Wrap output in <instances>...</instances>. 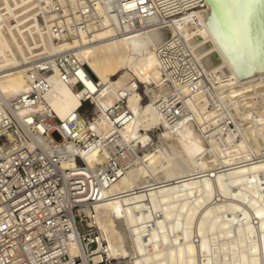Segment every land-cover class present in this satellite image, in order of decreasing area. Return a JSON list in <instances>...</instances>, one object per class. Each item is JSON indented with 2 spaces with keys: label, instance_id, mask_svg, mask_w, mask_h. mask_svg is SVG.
<instances>
[{
  "label": "bare ground",
  "instance_id": "obj_1",
  "mask_svg": "<svg viewBox=\"0 0 264 264\" xmlns=\"http://www.w3.org/2000/svg\"><path fill=\"white\" fill-rule=\"evenodd\" d=\"M89 1L105 26L68 38L53 27L63 28L59 15L85 1L73 0L68 8L67 0H58L59 12L50 0H0V100L14 106L17 120L33 122L23 128L33 142L44 131L34 117L47 114L63 122L79 112L80 135L91 130L121 149L120 179L83 211L114 264H264V72L238 79L205 25V0ZM114 25L121 33L136 30L117 36ZM163 28L171 33L164 48ZM178 44L205 73L228 72L237 81L218 90L220 105L208 107L192 86L164 72L158 49ZM66 50L83 64L82 97L60 81L54 57ZM45 67L50 77L43 92L36 81ZM138 90L145 103L130 100ZM26 93L35 100L19 104ZM174 95L191 118L170 126L157 103ZM81 98L89 100L92 118L80 112ZM121 102L130 122L116 128L107 113ZM224 110L232 130L224 126ZM55 127L49 134L60 136L59 153L72 154L75 145ZM80 155L94 168L107 153L95 146ZM60 168L78 170V164L73 158Z\"/></svg>",
  "mask_w": 264,
  "mask_h": 264
},
{
  "label": "built area",
  "instance_id": "obj_2",
  "mask_svg": "<svg viewBox=\"0 0 264 264\" xmlns=\"http://www.w3.org/2000/svg\"><path fill=\"white\" fill-rule=\"evenodd\" d=\"M50 1L55 5V11L60 12L58 0ZM72 1L67 0L68 8ZM83 1L74 11L69 10L66 16L59 15L64 20V27L56 25L54 32L66 33L69 38L80 32L89 33L88 27L105 26L92 1ZM116 13L122 21L121 14ZM123 15L126 16V13ZM114 27L117 36L136 30V27H130L121 33L119 28ZM137 28L140 27L137 25ZM163 30L167 40L162 48L169 47L171 39V33ZM162 48L158 49L157 56L165 65L164 72L177 83L192 86V93L205 98L210 108L221 104L218 90L237 85L228 72L205 73L196 61L190 60L191 56L187 50L183 51L181 45L166 50ZM54 61L60 81L72 85L82 97L87 88L80 75L83 64L71 50L57 53ZM39 75L40 80L36 83L45 92L49 88L47 79L50 72L45 67L39 70ZM179 97L174 95L165 102L157 103L158 111L170 126L182 117L189 115L191 118L190 111ZM34 98L35 94L26 93L17 102L25 104L26 100L33 102ZM84 107H91V104L81 98L80 109ZM224 112L226 130L234 129L227 111ZM107 116L116 128L130 122V114L123 102L109 110ZM79 120V112L72 113L63 122L47 114L34 117L36 123L43 125L44 131L33 142L23 130L32 126L33 122L17 120L14 106L0 100V264H111L106 257V244L101 242L95 228L88 225L90 219L83 211L102 201L103 192L120 179L121 149L112 144V139H100L91 130L80 135L77 127ZM53 124L61 132L62 139L75 145L72 154L59 153V142L49 134ZM95 146L104 149L107 156L102 165L89 168L81 161L80 154ZM73 158L78 170L60 168L62 161Z\"/></svg>",
  "mask_w": 264,
  "mask_h": 264
},
{
  "label": "water",
  "instance_id": "obj_3",
  "mask_svg": "<svg viewBox=\"0 0 264 264\" xmlns=\"http://www.w3.org/2000/svg\"><path fill=\"white\" fill-rule=\"evenodd\" d=\"M205 25L239 80L264 72V0H205Z\"/></svg>",
  "mask_w": 264,
  "mask_h": 264
},
{
  "label": "rangeland",
  "instance_id": "obj_4",
  "mask_svg": "<svg viewBox=\"0 0 264 264\" xmlns=\"http://www.w3.org/2000/svg\"><path fill=\"white\" fill-rule=\"evenodd\" d=\"M130 100L141 101V102H143V103H145V102L147 101V99H146V97L144 96L142 90H138L137 93H136L134 96H132V97L130 98ZM86 105H88V102L86 103ZM90 109H92V106H91V107H84L83 110L80 111V112H81L82 114L86 115L87 118H92V116H91V114H90ZM157 133H158V131L156 130L155 133H154L155 135L153 136V139H154V140H156V138H157V135H156ZM52 138H53V140L56 141V142H58V141L60 140V136H59L57 133H53V134H52ZM102 215H103V214L101 213V211L98 210V212H97V220H98V222H97V223H98L100 226L103 225ZM92 227H94V226H92ZM94 228H95V230L97 231L98 235L100 236L99 231L96 229V227H94ZM112 261H113V260L110 259V262H109V263L114 264Z\"/></svg>",
  "mask_w": 264,
  "mask_h": 264
},
{
  "label": "snow or ice",
  "instance_id": "obj_5",
  "mask_svg": "<svg viewBox=\"0 0 264 264\" xmlns=\"http://www.w3.org/2000/svg\"><path fill=\"white\" fill-rule=\"evenodd\" d=\"M228 3H230V0H218V4L220 5L221 8H223Z\"/></svg>",
  "mask_w": 264,
  "mask_h": 264
}]
</instances>
